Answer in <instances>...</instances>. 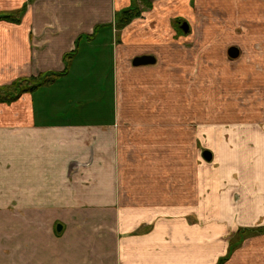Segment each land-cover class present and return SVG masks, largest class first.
<instances>
[{
  "label": "crops",
  "instance_id": "crops-1",
  "mask_svg": "<svg viewBox=\"0 0 264 264\" xmlns=\"http://www.w3.org/2000/svg\"><path fill=\"white\" fill-rule=\"evenodd\" d=\"M166 1L201 25L183 19L184 51L236 46L264 64V0ZM136 2L0 0V15L23 9L18 23L0 20V85L60 73L48 89L0 102V264H264V112L206 123L198 111L175 128L173 73L156 58L131 64L174 49L154 19L164 9L116 24ZM94 41L115 63L104 103L101 81L65 65ZM194 85L182 100L204 107ZM256 90L264 97V83L252 86V109L264 103ZM86 96L94 104L75 108Z\"/></svg>",
  "mask_w": 264,
  "mask_h": 264
},
{
  "label": "rangeland",
  "instance_id": "rangeland-1",
  "mask_svg": "<svg viewBox=\"0 0 264 264\" xmlns=\"http://www.w3.org/2000/svg\"><path fill=\"white\" fill-rule=\"evenodd\" d=\"M165 1L166 0H146V3H137L139 4L141 10H145L142 16L150 15L151 11L153 12V10L155 9H164L161 10L159 14L155 15L154 19L158 21V28H163L166 34H169V36H171V38L175 42V46L172 51L168 50L167 52L164 51L162 54H153V56H155L156 58V63L159 65V72L167 68V70L170 71L171 74L173 73V118L175 128L177 127L176 125L185 124L186 122H188V116H192L194 112L197 113L198 111H200L201 120H206V123L211 121L216 122L220 119H246V115L248 114L250 115L248 117L254 116L252 113H258L261 115V113L264 112V103L254 106L253 109L249 104L255 99L251 96L252 86L256 85L258 87H261L264 83V77L262 75H250L253 71H264V64L261 63V58H258V61H256L257 58L251 57H238L231 60L226 54V50L221 52L219 48L214 51L206 50L205 53H202V49H200L199 51L196 50L193 53L184 51L178 45V43H180L179 40H181L180 34L182 30L178 31L175 23L178 20L184 19L190 25H192V27L194 26V28L196 27L199 29L201 25L196 20L193 21L190 16L183 15L181 12L174 10L173 8H169V6H164V4L167 3V1ZM162 2L164 3L162 4ZM147 3H149L148 6ZM149 5H151V9L149 8ZM177 13H180L181 15L173 18L177 16L175 15ZM151 19L154 20L153 18ZM166 20L168 22H166ZM163 21H165L166 25L165 23H163ZM221 26L223 28L224 25ZM151 27H153V25ZM236 27L237 28L234 27V32H245V25H237ZM196 28L194 29V31L196 30ZM189 42L192 43V40ZM230 44L235 45L231 42L227 45L230 46ZM89 45V47H84V43H81L79 45L78 53L70 56L71 58L68 61L67 67L70 72H73L75 74L82 73V75L87 76V79L92 80V82L101 81V85L102 83L104 84V86L102 85V89H104L102 95L103 97L98 101L104 103L107 100V89L110 88L111 84V68L112 65H115V63L112 62L113 60L109 55V48H105V50L104 48H100L99 44L96 41L90 43ZM109 45H111V42ZM226 46L224 48H226ZM207 52L209 54H207ZM65 62H67V58L65 59ZM199 64L208 68V70L205 71L204 75H199L198 73ZM231 70L233 72L236 70L237 74L235 72V77L230 74V72H232ZM247 70H249V72H247ZM244 71L248 73L246 77ZM242 74L243 77L241 76ZM236 79L238 80L237 87L236 89H233L231 88L230 82H234ZM198 80L202 82L203 87L205 88V92L203 90L202 92H200L201 99L205 100V106L199 108L198 106H196V104L192 105V100H194L191 98L192 95L187 98L188 100H182L184 99L182 97V94H184L185 89H190L192 91L195 87L194 84ZM45 85V88L47 89L51 87V84L49 83ZM254 94L255 97L259 99V102H262L264 100L263 93H261L259 90H256ZM40 96L41 95H39V97L35 96L36 108H38L37 103ZM91 102L92 98L90 96H86L84 98V103L82 104L84 106L82 107L81 103H79L75 106V108L86 110V108H88L89 106V103ZM177 132L178 131L175 129V134ZM176 136L177 135H175L174 147L178 149L183 148L182 142H179V139H181L182 137ZM134 149L135 148H133V150ZM261 229L262 228L259 227V229L253 230L257 232ZM250 230L243 232L242 235L249 234L248 232L252 234L256 233L251 232Z\"/></svg>",
  "mask_w": 264,
  "mask_h": 264
},
{
  "label": "trees",
  "instance_id": "trees-1",
  "mask_svg": "<svg viewBox=\"0 0 264 264\" xmlns=\"http://www.w3.org/2000/svg\"><path fill=\"white\" fill-rule=\"evenodd\" d=\"M137 2L146 3V0H137ZM137 2L132 8L124 10L120 14H117L116 16L117 26L122 27L126 25L131 19L139 16L140 8ZM148 4L149 3H147V6ZM22 12L23 9L18 10L14 13L2 14L0 15V20H6V21L18 23L20 21ZM66 58L68 59L69 55L63 57V59ZM65 65L67 67L66 63ZM59 74L60 73L57 72H48V73L38 74L37 76L18 77L12 80L9 84L0 85V102L10 103L13 100L17 99L21 94L25 92L33 91L42 85L52 82L53 79H55ZM223 260L224 258L219 260L217 264H221Z\"/></svg>",
  "mask_w": 264,
  "mask_h": 264
},
{
  "label": "water",
  "instance_id": "water-1",
  "mask_svg": "<svg viewBox=\"0 0 264 264\" xmlns=\"http://www.w3.org/2000/svg\"><path fill=\"white\" fill-rule=\"evenodd\" d=\"M179 27L183 32H187L189 29L187 22H182V24ZM227 55L233 59L237 58L239 55L238 48L236 46H230L227 49ZM153 63H155V57L151 54H143V55L134 56L131 60V64L133 66L148 65V64H153ZM202 156L207 161L211 160V152L208 150H204Z\"/></svg>",
  "mask_w": 264,
  "mask_h": 264
},
{
  "label": "flooded vegetation",
  "instance_id": "flooded-vegetation-1",
  "mask_svg": "<svg viewBox=\"0 0 264 264\" xmlns=\"http://www.w3.org/2000/svg\"><path fill=\"white\" fill-rule=\"evenodd\" d=\"M182 22H183V20H178V21H177L178 26H180V25L182 24ZM179 28H180V27H179Z\"/></svg>",
  "mask_w": 264,
  "mask_h": 264
}]
</instances>
